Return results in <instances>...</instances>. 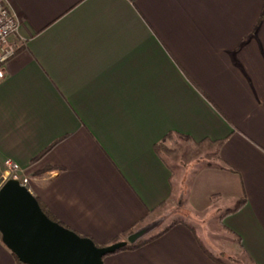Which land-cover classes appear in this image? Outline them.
<instances>
[{
    "label": "crops",
    "instance_id": "obj_1",
    "mask_svg": "<svg viewBox=\"0 0 264 264\" xmlns=\"http://www.w3.org/2000/svg\"><path fill=\"white\" fill-rule=\"evenodd\" d=\"M3 1L20 49L0 81V167L18 164L59 222L103 247L179 201L158 144L213 147L188 212L242 202L219 227L264 264V0ZM207 252L182 220L104 264H217ZM0 264H18L1 235Z\"/></svg>",
    "mask_w": 264,
    "mask_h": 264
},
{
    "label": "water",
    "instance_id": "obj_2",
    "mask_svg": "<svg viewBox=\"0 0 264 264\" xmlns=\"http://www.w3.org/2000/svg\"><path fill=\"white\" fill-rule=\"evenodd\" d=\"M156 226L143 227L122 242L99 247L52 221L27 188L16 180L4 182L0 173V235L21 264H104L107 256L138 244Z\"/></svg>",
    "mask_w": 264,
    "mask_h": 264
},
{
    "label": "rangeland",
    "instance_id": "obj_3",
    "mask_svg": "<svg viewBox=\"0 0 264 264\" xmlns=\"http://www.w3.org/2000/svg\"><path fill=\"white\" fill-rule=\"evenodd\" d=\"M164 146L166 151L163 155L172 166L176 190H178L179 187L181 195L179 201H173L161 207L149 221L145 222L137 229L139 230L143 227L157 224L156 228L140 242L162 233L177 221L186 220L195 227L197 234L215 256L224 258L223 260L228 264H239L238 262L241 264H248L243 255L239 252L238 241L220 229V219L222 221L221 214H219L220 212L214 210L208 214H200L198 216L188 212L187 194L192 174L204 165L217 161L215 148L206 145L195 146L187 141L178 139L174 141L170 139L164 143Z\"/></svg>",
    "mask_w": 264,
    "mask_h": 264
},
{
    "label": "built area",
    "instance_id": "obj_4",
    "mask_svg": "<svg viewBox=\"0 0 264 264\" xmlns=\"http://www.w3.org/2000/svg\"><path fill=\"white\" fill-rule=\"evenodd\" d=\"M20 23L11 9L0 0V81L6 77L5 66L15 57L20 45L13 41L18 33ZM1 178L4 182L16 180L28 189L30 180L25 176L24 170L12 160H6L0 167Z\"/></svg>",
    "mask_w": 264,
    "mask_h": 264
},
{
    "label": "trees",
    "instance_id": "obj_5",
    "mask_svg": "<svg viewBox=\"0 0 264 264\" xmlns=\"http://www.w3.org/2000/svg\"><path fill=\"white\" fill-rule=\"evenodd\" d=\"M171 139V136H169V137H167V139ZM155 150H156V152L158 153V154H163L165 151H166V148H165V146H164V142L163 143H160V144H158L156 147H155ZM216 153V152H215ZM201 169V168H200ZM216 198H213V203L216 201L215 200ZM38 200V199H37ZM38 202H39V204H40V206H41V208H42V210H43V212L47 215V217H49L52 221H54V222H57V223H59L60 225H62V226H64L65 228H67L65 225H63L61 222H59L55 217H54V215L45 207V206H43L42 205V203L38 200ZM241 205H242V202H239L233 209H231V210H228V211H226L225 212V214L222 216V219H224L226 216H228V215H231V214H234L235 212H237L239 209H240V207H241ZM181 221H177V222H175V223H173L171 226H169L166 230H164L162 233H160V234H158V235H156V236H154V237H151V238H149V239H147V240H145V241H143V242H140V243H138V244H136V245H134V246H128V247H126V248H124V249H122V250H120V251H118V252H116V253H119V252H123V251H134V250H137V249H139L140 247H142L143 245H145V244H147V243H149V242H151V241H153V240H155V239H157V238H159V237H161L162 235H164L165 233H167L170 229H172L175 225H177L178 223H180ZM69 229V228H68ZM138 228H133V229H130V230H128L127 232H125L124 234H122V236H119V237H117V238H115L113 241H111L108 245H111V244H114V243H118V242H122V241H124V240H126V238L128 237V236H130L134 231H136ZM239 242V245H240V240H238ZM108 245H106V246H108ZM115 253V254H116ZM207 254L208 255H210V257L212 258V260L215 262V263H217V264H227V263H225V262H223V261H221V259L219 258V257H217V256H215L214 254L212 255V254H209L208 252H207ZM15 259L17 260V263L18 264H21L19 261H18V259L15 257Z\"/></svg>",
    "mask_w": 264,
    "mask_h": 264
}]
</instances>
